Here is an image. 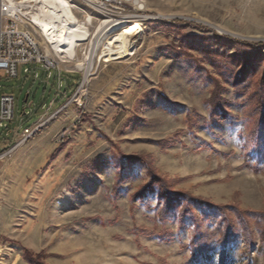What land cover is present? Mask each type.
<instances>
[{
	"label": "rangeland",
	"instance_id": "rangeland-1",
	"mask_svg": "<svg viewBox=\"0 0 264 264\" xmlns=\"http://www.w3.org/2000/svg\"><path fill=\"white\" fill-rule=\"evenodd\" d=\"M72 1L78 19L93 17V35L107 19L140 23L143 35L134 55L111 62L101 45L83 88L84 71L52 51L60 70H0V97H15V116L0 127V264H33L27 251L45 264H264L256 219L247 247L236 215L264 213V56L255 74L236 80L237 44L224 38L264 42V0H128L106 15ZM90 46L82 43L77 59ZM215 79L228 103L213 117ZM117 154L146 162L122 169ZM148 164L173 190L225 207L239 231L224 251L212 241L194 260L181 246L194 220L178 212L161 220L155 193L136 196L150 180ZM203 209L195 212L208 234L222 215Z\"/></svg>",
	"mask_w": 264,
	"mask_h": 264
},
{
	"label": "trees",
	"instance_id": "trees-1",
	"mask_svg": "<svg viewBox=\"0 0 264 264\" xmlns=\"http://www.w3.org/2000/svg\"><path fill=\"white\" fill-rule=\"evenodd\" d=\"M201 28L206 31L209 30L208 27L201 26ZM217 35V34H215ZM224 38L228 39L237 44L235 61L240 67L235 73L236 80H246L249 76L256 73L257 66L256 62L261 60V55L264 56V42H243L229 36ZM209 52L216 54L214 49H210ZM81 80V77L79 78ZM215 87L212 91V96L209 99V105L212 110L213 117L217 110L222 112L226 111V106L228 101L222 96L221 85L217 79L214 80ZM78 82L74 84L73 87H76ZM260 98L262 109L260 111V119L264 120V73L262 79L260 80ZM258 90V91H259ZM223 112V113H224ZM222 113V114H223ZM116 159L120 168L129 166L132 163L137 162H146L145 158L142 156H128L124 157L121 154H117ZM149 165V164H148ZM250 168L255 171H258V165H253L250 162H247ZM149 175L150 180L147 184L143 185L138 191L137 195L143 196L145 193H155L158 197L159 204V216L161 220H164L167 215L171 213L178 212L179 217L184 220L187 217H191L194 220V228L192 229L191 241L187 245L182 243L181 246L184 248H190L191 255L194 260H197L201 254V251L204 248L210 246L211 242H215V247H218L220 251H224L226 246L232 241V239L238 234L239 228L233 222L230 214L223 206L212 205L206 200L198 197H194L186 192H180L173 190L172 186L168 183L166 179L161 178L155 171V169L149 165ZM121 169V170H122ZM121 174V172H119ZM119 174V175H120ZM118 184V183H117ZM134 198H143V197H134ZM201 206L204 208H216L219 213L222 215L223 224L219 227L217 226L212 232L205 234L201 231L203 222L199 221L197 218V213L195 212V207ZM204 215V214H203ZM237 220L242 225V235L246 238L247 247H252L255 242V235L252 231V226L250 219H256V227L258 229V234L261 240V243L264 244V213L256 212H236ZM218 233V236L216 234ZM159 237L162 240L168 241V237L164 234H159ZM42 254L34 256V254L27 251L26 258L33 264H45L41 259ZM224 258V253L222 252L220 258Z\"/></svg>",
	"mask_w": 264,
	"mask_h": 264
},
{
	"label": "bare ground",
	"instance_id": "bare-ground-1",
	"mask_svg": "<svg viewBox=\"0 0 264 264\" xmlns=\"http://www.w3.org/2000/svg\"><path fill=\"white\" fill-rule=\"evenodd\" d=\"M24 2L26 8H31L28 10L32 17L31 23L48 44L47 52L52 51L63 61L76 62V67L84 71L85 84L90 82V75L95 69V56L101 45H104L105 61L111 62L134 55L143 35L140 23L129 24L126 19L116 22L104 20L93 35L90 31L93 17L88 15L84 21L78 19L75 14L78 6L72 0H25ZM32 2L35 4H30ZM112 22L113 24L110 25ZM86 41L90 42V49L85 51L83 59H77L78 47ZM26 132H29V129H26ZM32 133L30 132L29 135ZM68 197L69 195L61 199L59 204H66Z\"/></svg>",
	"mask_w": 264,
	"mask_h": 264
},
{
	"label": "built area",
	"instance_id": "built-area-1",
	"mask_svg": "<svg viewBox=\"0 0 264 264\" xmlns=\"http://www.w3.org/2000/svg\"><path fill=\"white\" fill-rule=\"evenodd\" d=\"M24 1L0 0V70H3L9 77H17L22 69L28 73L30 65L39 63H43L49 71L52 68L60 70L59 62L43 49L30 30L28 25H33L32 17L28 13ZM82 1L102 15L119 11L128 5V0ZM140 8H144V6L142 5ZM83 82L81 88L85 84V79ZM62 85L63 82L60 81L59 86L62 87ZM14 116L15 97L11 94H3L0 97V127L7 126Z\"/></svg>",
	"mask_w": 264,
	"mask_h": 264
}]
</instances>
